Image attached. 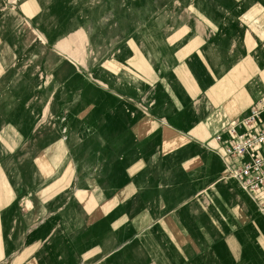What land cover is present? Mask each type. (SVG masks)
Here are the masks:
<instances>
[{"label":"rangeland","instance_id":"374dc122","mask_svg":"<svg viewBox=\"0 0 264 264\" xmlns=\"http://www.w3.org/2000/svg\"><path fill=\"white\" fill-rule=\"evenodd\" d=\"M263 72L264 0H0V264H264L226 156Z\"/></svg>","mask_w":264,"mask_h":264},{"label":"built area","instance_id":"2783aa9c","mask_svg":"<svg viewBox=\"0 0 264 264\" xmlns=\"http://www.w3.org/2000/svg\"><path fill=\"white\" fill-rule=\"evenodd\" d=\"M261 114V107L253 106L247 118L228 127L231 140L226 156L241 159V165L231 169L232 174L264 213V124Z\"/></svg>","mask_w":264,"mask_h":264},{"label":"crops","instance_id":"0c3cea01","mask_svg":"<svg viewBox=\"0 0 264 264\" xmlns=\"http://www.w3.org/2000/svg\"><path fill=\"white\" fill-rule=\"evenodd\" d=\"M139 60H141V59H139ZM141 62V61H140ZM140 67V66H139ZM254 69L252 68V66L251 67H249V66H247V65H245V64H241V65H239V67L235 70V74H236V78H237V80H239L240 81V86H239V89H242L243 88V85H244V83H245V81H246V77L247 76H250L252 73H254V71H253ZM257 73V72H256ZM183 77H184V80L186 81V82H191L192 81V79L188 76V75H186V74H183ZM233 78V76L231 75V74H229V75H227L226 76V78L224 79V83L226 84V83H228L229 82V80H230V78ZM263 78H264V72H263ZM193 82V81H192ZM224 86V85H223ZM200 91H201V89L199 88V87H195V90H193V91H191V90H189V93L190 94H192V97H198L201 93H200ZM240 92H242L243 90H239ZM220 93V89L217 87L216 89H213V90H210L209 91V94L210 95H213V96H216V95H218ZM228 97V96H227ZM225 98V100H226V105L224 104L222 107H225L226 109L228 108V105H230V100L228 99V98H226L225 96L223 97V99ZM234 100L236 101V99L234 98ZM241 102H244V99H240L239 100V103H240V109H242V107L244 108V109H242L241 110V113L239 114V115H237V116H235V117H232V119L230 118L229 120H234V119H236V118H239V117H245V116H247V113L249 112V109H250V107L251 106H248L249 105V103L246 101L244 104H246L245 106L246 107H244V104H241ZM248 104V105H247ZM216 105V104H215ZM217 105H218V103H217ZM216 105V106H217ZM219 110H222V108L221 109H219ZM229 110L230 109H228L227 111L229 112ZM223 111V110H222ZM226 111V110H225ZM236 111V110H235ZM234 111V112H235ZM234 112L232 113V114H234ZM223 115V114H222ZM221 115V116H222ZM224 117H225V114L223 115ZM224 117H221V118H224ZM230 117V116H229ZM264 119V118H263ZM146 123L147 124H150L149 122H147L146 121ZM145 123V121L143 122V124L141 123V125H143V126H145V125H147ZM213 123H216V125L219 127V120H216V121H214V122H208V123H204V122H201V124L197 127V129H195V131L193 132V134L195 135V136H197L196 138L199 140V141H205V140H207V138H208V135H209V133H210V125L211 124H213ZM138 134L140 133V132H142L141 130H140V126L139 127H137L136 128V130H135ZM218 133H221V128L220 129H218L216 132H215V134H218ZM222 138L225 140V139H228V135H226V134H222ZM213 142H215V145H213V151L215 150V151H219V150H222V148H224V144L223 145H221V144H219V143H217L215 140L213 141ZM235 164H237V162L235 163ZM76 167V165H74V163H73V166L71 167L72 169L73 168H75ZM133 186H131V185H129V186H127L125 189H131ZM79 189H81V190H83V188H78V190ZM79 197H80V203H81V205H83V206H85L84 208H86L89 212H90V209H88V205H87V202H92V204L94 203V208L93 209H95L98 205H99V201H98V199L97 198H94L93 197V194L91 193V192H89L88 194H84L83 192H80L79 193ZM83 198H89V199H87V200H83ZM95 202H97V203H95ZM98 210H102V208H100V209H98ZM95 215H97V212L95 213ZM93 219H95V218H93ZM227 243H228V246H229V250L232 252V254L235 256V258L236 259H238L239 257H240V255H241V249H240V245H239V242H238V239L235 237V236H231V237H229V239L227 240ZM33 264H34V262H33ZM35 264H38L37 262H35Z\"/></svg>","mask_w":264,"mask_h":264}]
</instances>
